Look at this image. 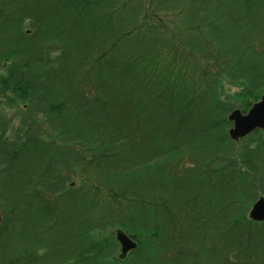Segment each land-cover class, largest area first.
I'll use <instances>...</instances> for the list:
<instances>
[{
	"label": "trees",
	"instance_id": "1",
	"mask_svg": "<svg viewBox=\"0 0 264 264\" xmlns=\"http://www.w3.org/2000/svg\"><path fill=\"white\" fill-rule=\"evenodd\" d=\"M156 2L158 9H173L179 25L175 38L197 55L196 63L180 55L176 66H169L175 57L169 36L140 24L135 0H0V69L4 65L7 73L2 85L29 98L25 113L35 116L40 109L47 128L30 132L17 145H12L17 140L0 141V192L11 216L0 229V247L8 243L3 252L0 248V264H167L164 253L183 264L191 258L180 238L165 233L172 215L166 199L171 196L176 204L180 198L201 199L200 191L190 183L184 184L190 194L182 192V184L172 189L171 182L183 176L165 165L173 168L177 154H188L194 157L189 172L194 175L203 173L195 168L207 160L235 154L225 130L230 105L219 101L218 81L227 75L254 98L263 91L264 0ZM26 19L33 20V30L24 31ZM55 52L59 55L52 58ZM85 77L96 85V96L80 91ZM209 132L219 143L216 149L206 148ZM39 133L49 140L40 141ZM254 142L256 148L240 149V166L235 163L233 176L226 177L233 183L221 173L220 185L226 187L213 191L223 200L215 220L219 233H240L241 195L256 185L264 191V158L257 154L264 153V139ZM76 145L93 157L90 169ZM75 169L85 184L66 189ZM89 180L104 184L115 197L93 190ZM45 192L55 198L54 213L45 207ZM121 211V220L132 217L125 231L138 247L132 259L108 262L118 243L110 235L95 241L93 231L125 224L114 219ZM141 222L149 225L141 230ZM255 226L249 248H261L247 255L254 261L245 264H264V223ZM152 253L157 262H149Z\"/></svg>",
	"mask_w": 264,
	"mask_h": 264
},
{
	"label": "rangeland",
	"instance_id": "2",
	"mask_svg": "<svg viewBox=\"0 0 264 264\" xmlns=\"http://www.w3.org/2000/svg\"><path fill=\"white\" fill-rule=\"evenodd\" d=\"M138 2L137 8L141 9V16L140 19L141 25H145L151 30H155L158 32H161L163 34H166L170 38V51L172 56L173 62L169 64V66H176L177 64V57L182 55L184 59H194V62L197 61L195 59H198L197 55H194L193 51H188L185 48H182L179 45V41L175 38V33L178 30V21L177 16L174 15L173 9L169 10L168 7H162L161 9H158L156 0H135V2ZM124 5V3L122 4ZM34 10V9H33ZM33 20L26 19L22 25L24 31L25 30H33L34 24L32 23ZM93 45V43H90ZM90 46V45H89ZM140 47L139 43H137V46H134L133 49H136ZM125 48H123L124 50ZM178 53V55L176 54ZM181 53V54H180ZM59 55V52L53 53L52 58L57 57ZM201 60V59H200ZM199 60V63L201 66L208 68L207 62H202ZM6 66V65H5ZM73 68V66H71ZM7 76V73L5 71V67L0 69V128L3 131L0 133V141L4 143V140L8 141H14L12 145H17L20 142H24L25 139L28 137L26 135H30V132H38L41 128V131H46V125H45V117L40 115V109L36 112V115L34 116L33 112H27L25 113L27 109V104L30 103L29 98H25L23 94H19L17 91L13 90H5V88L2 85V80ZM80 83L78 84V87L81 92H84L87 96H96L98 90L96 85H93L91 81H89L86 77L80 79ZM218 97L219 101L222 103H228L230 105V110L226 115V121H227V127H226V134L227 138L235 145V154L230 156L229 159H225L222 161H218V159L211 158L209 161L207 160L205 163H202L198 165L195 170L197 171H203V173H197L194 175H189V172H192L191 168L194 164V157L186 154H177V158L170 161V163L173 164V168H169L165 165L167 169H173L177 174L182 175V179L175 181L174 183L171 182L172 189L176 187L179 184H182V192L187 195L188 193L187 187L184 186V184L190 183V186L192 187V190L194 192H199L201 195V199H191V198H184L179 199V202L176 204V201L173 197L167 196L166 202L167 209L170 211V214H172L170 217L168 216V224L165 230V233L170 234L173 236V238H180V242H183L185 247H182V250H184L185 254L186 251H189L191 253V258L185 259V263L187 264L188 261L190 263L188 264H245L244 262L248 261L252 263L254 260L252 257H250V260L247 255L252 254L256 255L258 251H260V248L258 246H254L253 248H249V240L250 235L256 234V231H258V226H255L257 224H261L262 222L253 225L252 220L249 219L248 214L252 207V205L261 197L264 196V191L256 185L254 187L255 189H252L249 191V194L247 195L242 194L241 201L239 200V212H240V218L241 222L236 227L240 233H219L216 229L217 222L215 225L216 215L220 214L217 213V209L219 208V205L222 203L221 199L216 198L214 190H216L219 187H226V185L221 184L220 185V179L221 173L224 174V179L226 180V177L231 178L233 175L231 174V171L233 170V166L235 163L240 164V160L238 159V153L242 147L245 145H248L251 149L256 148L258 145L254 142L256 139H264V130L261 129H255V131L251 132L248 135H245L238 139V141H235L231 139L229 136V130L233 127V122L229 121L227 118L229 114L235 110L239 109L244 114H246L252 105L256 102H258L261 99V96L263 95V91L260 92V96L257 98H254L250 95H248L245 91L243 86L232 80L227 75H222L218 81ZM201 88L199 85H195V90L197 88ZM141 89V88H140ZM196 91H199L197 89ZM125 92V91H124ZM127 92V91H126ZM121 93H117V97H119ZM157 96H161V94H156ZM32 100V99H31ZM34 102L33 100L31 101ZM27 103V104H26ZM36 104V102H34ZM200 106H198V109ZM203 122V121H202ZM204 123V122H203ZM208 123H206L205 126H207ZM42 125V127L40 126ZM211 129V128H209ZM28 133V134H27ZM40 134V133H39ZM47 134L42 133L40 134L39 140L40 141H47L49 138L46 136ZM17 136H21L19 139ZM214 133L209 132L206 136H204V140L207 142L206 148L209 150L216 149L219 146V143L215 141ZM39 137L37 134L35 138ZM254 142V143H253ZM38 144V142H36ZM200 144V143H199ZM76 149H79V152L81 155H85L87 158L84 163L88 164L85 166L87 169H90V165L92 162L93 157L88 153V149L81 145H76ZM80 147V148H79ZM5 150V147H4ZM208 150V151H209ZM205 153L210 156V152H207L205 150ZM203 151V153H204ZM257 151V149L255 150ZM260 157L264 158V153H257ZM214 157V156H213ZM5 166V162L4 165ZM240 166V165H239ZM239 171H243L246 168L239 167ZM3 168L0 166V169ZM194 168V167H193ZM86 169V170H87ZM258 175V173H256ZM71 177H68V181L66 183V189L74 188L79 189L80 186L84 185L83 178L80 176L81 173L79 170L75 169L73 172H71ZM211 179H207V176ZM254 176V175H253ZM252 176V177H253ZM195 178L193 180H190L192 178ZM260 178V175H258V179ZM89 179V178H88ZM256 180V184L257 181ZM85 180V178H84ZM87 181V180H86ZM91 181V180H89ZM182 181V182H181ZM232 182V179H227V183ZM93 183L92 189L96 190L97 192H100L102 195L107 196V198H114L115 195L113 190L106 187L104 184H99L94 181H91ZM219 185L218 187H215V185ZM212 185L214 187H212ZM233 185H231L232 187ZM37 187H40L39 185ZM83 190V189H82ZM81 190V191H82ZM123 194V193H122ZM183 194V195H184ZM30 195H32V192H30ZM45 197V207L50 212H55L54 207V201L55 198L50 193H43ZM124 195V194H123ZM169 195V194H168ZM7 197L3 196L0 192V229L6 225H8L9 218L11 216L8 213V209L6 208L5 200ZM197 203H196V201ZM116 201V200H115ZM227 200L225 199V202ZM223 202V203H225ZM116 203H118L116 201ZM198 204V206H197ZM5 205V206H4ZM199 207L200 209H196ZM227 206V204L225 205ZM226 208V207H225ZM10 210V209H9ZM119 210V209H118ZM206 212H202V211ZM216 210V213L211 214V212ZM208 212V213H207ZM121 214V215H120ZM167 214V212H165ZM221 217V215H219ZM118 218H114L116 222L119 221H125V224L117 225L114 227H109L106 231H93V236L95 238V241H99L100 243L103 242V240L110 235L111 237L115 238V232L117 229H123L125 230V225H128L132 221V217L129 214L126 218H123L122 211L117 215ZM243 218V219H242ZM171 219L172 222H176L178 226H172L171 225ZM213 219V220H212ZM197 220V224L193 225L191 228V222ZM164 221V220H163ZM214 221V222H213ZM166 220L163 222L165 223ZM207 222L209 223V226L207 225ZM214 224V226L212 225ZM255 223V221H254ZM264 223V221H263ZM149 223H140V229L144 230ZM207 226V227H206ZM206 227V228H205ZM25 228V231L23 233H26L27 228H30L29 223L26 224L22 229ZM186 228H189L186 230ZM21 230V228H18ZM36 232H38L36 230ZM255 232V233H254ZM149 235V233H147ZM105 237V238H104ZM150 238H152L151 235H149ZM41 241V239H39ZM8 244V243H7ZM7 244H3L0 248L3 252V248L7 246ZM170 249H166L167 252ZM180 251V250H179ZM156 252V250H155ZM262 253L260 254V258L264 257V247L262 248ZM120 253V246L118 245L114 255L111 260L109 261H116L121 263L126 261L127 259H132L133 255L130 253L127 258L120 259L118 258ZM151 259L149 262H157V258H155L156 253L151 254ZM173 255V253H164L162 255L163 259L166 260L167 264H183L180 263V261H169V258ZM183 256V255H181ZM168 258V259H167ZM175 262V263H174ZM122 264H127V262H124Z\"/></svg>",
	"mask_w": 264,
	"mask_h": 264
},
{
	"label": "water",
	"instance_id": "3",
	"mask_svg": "<svg viewBox=\"0 0 264 264\" xmlns=\"http://www.w3.org/2000/svg\"><path fill=\"white\" fill-rule=\"evenodd\" d=\"M227 119L233 122V127L229 130V136L235 141L250 134L255 129L264 130V91L261 99L254 103L246 114L239 109H235L229 114ZM248 217L255 222L264 221V196H261L252 205ZM115 236L120 244L119 259H125L131 251L137 249L138 242L124 230L117 229Z\"/></svg>",
	"mask_w": 264,
	"mask_h": 264
}]
</instances>
